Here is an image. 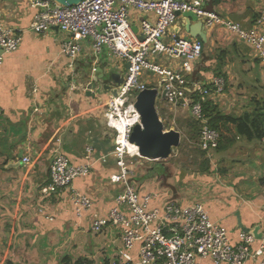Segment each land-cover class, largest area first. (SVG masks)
Listing matches in <instances>:
<instances>
[{
  "label": "crops",
  "instance_id": "obj_1",
  "mask_svg": "<svg viewBox=\"0 0 264 264\" xmlns=\"http://www.w3.org/2000/svg\"><path fill=\"white\" fill-rule=\"evenodd\" d=\"M29 3L0 0V21L23 33L17 51L0 67V264H112L122 249L118 229L108 227L93 234L90 226L93 215L106 218L120 192L109 181L117 172L115 159L109 156L105 164L91 163L89 175L73 181L72 188L93 203L79 216L69 203L68 191L58 195L41 191L49 182V166L57 152L74 165H83L87 147L94 149L95 158L112 151L113 136L103 116L109 95L93 96L88 91L99 69L107 76L123 75L126 66L108 61L107 56L116 58L106 49L95 59L88 39L69 67L70 61L60 54L66 35L56 28L32 33L29 26L35 10ZM205 7L248 30L264 0H206ZM186 22L178 17L171 32L188 37L183 29ZM205 30L202 57L186 74L206 89H213L214 79L222 78L223 93L206 99L224 116L258 117L251 126L253 136L223 141L211 153L208 173L180 170L168 181L171 189L162 186L159 165L158 177L153 175L154 167H140L138 184L143 195H159L153 204L169 198L183 206L202 203L211 220L221 223L233 239L241 227H259L264 234V73L250 45L222 26ZM179 108L171 107L174 112ZM230 130L234 133L233 126ZM26 157L29 163H23ZM39 209L44 215L38 214ZM131 253L135 255L136 249Z\"/></svg>",
  "mask_w": 264,
  "mask_h": 264
},
{
  "label": "built area",
  "instance_id": "obj_2",
  "mask_svg": "<svg viewBox=\"0 0 264 264\" xmlns=\"http://www.w3.org/2000/svg\"><path fill=\"white\" fill-rule=\"evenodd\" d=\"M35 10L29 26L34 34H46L56 28L66 35L60 43V54L72 67L86 40H91V51L97 59L103 49L125 62L122 83L115 87L116 96L108 97L103 116L106 127L112 132L113 147L109 154L95 158L92 147L85 149L86 164L74 165L62 153L57 152L49 166V182L42 194L58 195L68 191L69 203L77 216L92 209V200L72 188L78 178L90 173L96 161L105 164L109 156L115 159L117 172L109 181L118 185L120 192L106 218L92 216L91 232L100 234L106 228L118 229L122 249L112 264H264V234L256 240L249 233L238 230L235 239L219 222L212 221L204 205L196 202L180 205L166 199L153 204L156 193L142 194L136 180L135 160H145L138 148L130 143L140 116L135 109L136 95L147 89L144 71L159 78L156 103L189 110L192 120L199 124L198 148L211 160V153L220 143L219 133L210 128L204 117L201 102L209 95L224 91V80L214 79L212 88L195 85L186 72L201 59L200 42L171 32L178 19L177 13L191 12L213 29L222 26L237 39L250 45L259 59L264 73V7L251 29L225 21L209 12L206 0H84L72 7H63L44 0H30ZM133 27L136 32H133ZM142 35L143 40L139 39ZM22 31L7 27L0 21V67L7 56L15 53L22 41ZM151 56H163L165 60L180 63L178 67L162 69L151 62ZM198 96L200 101H194ZM148 161V160H147ZM28 157L23 163H29ZM38 214L44 215L42 209ZM264 216V204L262 207ZM46 220L52 218L45 216ZM136 249L135 255L131 252Z\"/></svg>",
  "mask_w": 264,
  "mask_h": 264
},
{
  "label": "water",
  "instance_id": "obj_3",
  "mask_svg": "<svg viewBox=\"0 0 264 264\" xmlns=\"http://www.w3.org/2000/svg\"><path fill=\"white\" fill-rule=\"evenodd\" d=\"M44 1L53 2L63 7H72L84 0ZM177 16L187 21L183 25V29L188 35V38L200 42L203 46L206 36L203 20L191 12L177 13ZM192 23L195 24L194 27H192ZM132 30L134 33L136 32L135 27ZM139 39L143 40L142 35L139 36ZM98 73L99 75L92 79L88 92L93 93V96L110 95L115 97V87L122 83L123 75L112 72L107 76L101 69L98 70ZM156 97L157 90L154 88H147L136 95L135 109L140 116V125L133 128L129 141L138 148V153L141 158L158 162L166 161L171 157L172 150L176 149L181 142V135L173 129L164 130V126L159 119L156 109ZM240 230L249 233L256 240H260L263 235L259 227H254L252 230L241 227Z\"/></svg>",
  "mask_w": 264,
  "mask_h": 264
},
{
  "label": "rangeland",
  "instance_id": "obj_4",
  "mask_svg": "<svg viewBox=\"0 0 264 264\" xmlns=\"http://www.w3.org/2000/svg\"><path fill=\"white\" fill-rule=\"evenodd\" d=\"M109 52V51H108ZM109 55V53H108ZM107 60L111 61L112 63L114 62L115 64H118V62L120 61L123 65H125V62L123 60H118V59H110L107 56ZM151 62L159 65L162 69H166V68H172L173 64H175L174 61L171 60H165L163 56H151ZM177 66L179 65L178 63H176ZM143 80H145L146 82H144L147 85V88H157L158 87V81L159 78L156 74H153L152 72L149 71H144L143 73ZM171 107H173L172 105H166L163 101H157L156 103V109H157V113L159 116V119L161 120L163 126H164V130H179L182 134L181 136V143L179 144V146L176 149H173L171 152V157H169L166 161H164L162 164L163 165H172L174 166V168H178V170L180 171H184V170H190V172H193L196 170V164L194 163V161L198 158L194 152V147H193V143L192 141H190V138H192V132L190 131V125L194 124L192 118L190 117L189 114V110L186 108H179L176 112L175 109H171ZM196 130H197V126ZM178 131V132H179ZM111 134L112 132L109 131ZM179 132V133H180ZM198 136V130H197V135H195L196 138ZM198 141V139H197ZM198 148V145H197ZM135 165H136V180L138 181L139 178V169L141 167L145 168V169H151V167L154 169L155 173H153L154 176L158 177L157 172L158 171V165L161 162H155V161H147V160H135ZM198 162H200V160H198ZM142 165V166H141ZM160 175L163 177L164 174H167L166 172H159ZM176 173V172H175ZM162 184L163 181H161Z\"/></svg>",
  "mask_w": 264,
  "mask_h": 264
},
{
  "label": "trees",
  "instance_id": "obj_5",
  "mask_svg": "<svg viewBox=\"0 0 264 264\" xmlns=\"http://www.w3.org/2000/svg\"><path fill=\"white\" fill-rule=\"evenodd\" d=\"M152 88V87H150ZM194 101H200V98L198 96L194 97ZM204 117L207 119V122L210 126V128L216 130L220 135V143L217 148V150L220 148V144H222L223 141H231L235 136L239 137H245V138H251L253 128L251 126H254V121L258 117H254V119H250L251 117L247 114H244L243 116L239 118L231 117V116H224L222 115L217 107L213 105V103L208 100L204 99V101H200ZM194 124L190 125V131L192 132V138H190V141L193 143L194 152L196 156L198 157L194 163L196 164V170L193 171V173H208L210 170V161L208 158H206L205 153L202 152L199 148H197L198 141L195 137L197 135L198 130V136H199V124L194 121ZM197 126V130L196 127ZM234 127V133L231 132L230 127ZM197 136V137H198ZM181 143V142H180ZM200 160V162H198ZM161 163L159 166L163 168V172L167 171V174H164L162 177V181L164 184H162L165 188H172V185L168 182L172 176H174L175 172H178V168H174L172 165H163L162 163L164 161H160ZM142 166V165H141ZM5 264H13L10 261L6 262ZM75 264H91L88 261L80 262L77 261Z\"/></svg>",
  "mask_w": 264,
  "mask_h": 264
},
{
  "label": "bare ground",
  "instance_id": "obj_6",
  "mask_svg": "<svg viewBox=\"0 0 264 264\" xmlns=\"http://www.w3.org/2000/svg\"><path fill=\"white\" fill-rule=\"evenodd\" d=\"M139 154V153H138Z\"/></svg>",
  "mask_w": 264,
  "mask_h": 264
}]
</instances>
